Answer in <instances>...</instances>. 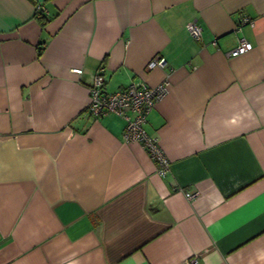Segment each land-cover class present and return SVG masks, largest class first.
Returning a JSON list of instances; mask_svg holds the SVG:
<instances>
[{
  "label": "crops",
  "instance_id": "0c3cea01",
  "mask_svg": "<svg viewBox=\"0 0 264 264\" xmlns=\"http://www.w3.org/2000/svg\"><path fill=\"white\" fill-rule=\"evenodd\" d=\"M99 68L106 92L168 81L144 125L165 175L86 114ZM194 258L264 264V0H0V264Z\"/></svg>",
  "mask_w": 264,
  "mask_h": 264
},
{
  "label": "built area",
  "instance_id": "2783aa9c",
  "mask_svg": "<svg viewBox=\"0 0 264 264\" xmlns=\"http://www.w3.org/2000/svg\"><path fill=\"white\" fill-rule=\"evenodd\" d=\"M37 11H43L40 5L36 7ZM243 24H251L248 17H242L238 22L237 29ZM185 28L191 38L200 41L202 37L203 26L196 20H192L185 25ZM215 44V42H212ZM252 49V44L244 38L238 41V44L223 52L225 58H232L244 54ZM164 65L163 58H155L147 64V70L154 67H162ZM72 73L77 76L81 74L80 68H72ZM168 81L164 80L156 86H148L143 82H132L126 88L106 92L104 90V78L102 69L99 68L93 75L89 86L90 100L85 109L86 114L92 117H103L107 114H114L124 121L123 141L138 142L147 151L149 156L157 165V173L161 176L165 175L168 170V161L162 154L157 145L155 138L150 137L145 129L146 118L152 110L155 102L167 92ZM196 192H186L188 199L194 198ZM196 260L191 259L185 264H195Z\"/></svg>",
  "mask_w": 264,
  "mask_h": 264
},
{
  "label": "trees",
  "instance_id": "16d2710c",
  "mask_svg": "<svg viewBox=\"0 0 264 264\" xmlns=\"http://www.w3.org/2000/svg\"><path fill=\"white\" fill-rule=\"evenodd\" d=\"M35 15L39 18V20H41L42 22H44V20L46 19H48V17L46 16V15H44V13L43 12H41V11H35ZM41 49L42 48H39L38 49V54H40L41 53Z\"/></svg>",
  "mask_w": 264,
  "mask_h": 264
}]
</instances>
